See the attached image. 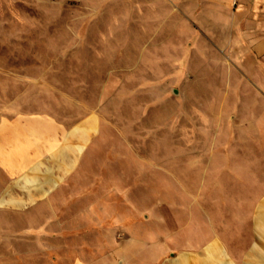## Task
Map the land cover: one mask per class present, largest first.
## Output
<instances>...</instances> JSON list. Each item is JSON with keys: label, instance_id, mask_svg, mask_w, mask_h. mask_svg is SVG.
<instances>
[{"label": "rangeland", "instance_id": "1", "mask_svg": "<svg viewBox=\"0 0 264 264\" xmlns=\"http://www.w3.org/2000/svg\"><path fill=\"white\" fill-rule=\"evenodd\" d=\"M247 1L264 9V0ZM229 3L221 8L230 13L243 2ZM211 4L0 0V113L91 115L96 156L85 168L97 181L105 170L96 191L110 201L96 210L105 230L86 221L74 228L81 210L71 208V189L67 207L17 210L14 223L0 224V264H39L29 254L44 248L47 264H160L199 243L188 233L231 231L221 224L263 211L264 128L255 124L264 107L252 92L240 99L231 80L253 58L254 33L243 31L247 21L241 31L232 21L211 31ZM93 179L80 176L84 186ZM30 212L51 224L27 222ZM45 228L49 238L39 240ZM62 229L64 240L55 236Z\"/></svg>", "mask_w": 264, "mask_h": 264}, {"label": "crops", "instance_id": "2", "mask_svg": "<svg viewBox=\"0 0 264 264\" xmlns=\"http://www.w3.org/2000/svg\"><path fill=\"white\" fill-rule=\"evenodd\" d=\"M201 1L212 2L211 6L214 3L215 11L210 15L214 21L210 22L215 30L210 29L211 31L226 32L231 21L232 31H236L235 28L241 31L242 23L248 22L243 31L254 33L255 41L248 46L253 58L249 56L241 60L239 75L233 74L231 80L239 87L236 95L240 99L245 97L246 92H252L255 105L264 107V9H257L255 4L254 7H244L248 1L242 0V5L229 13L221 7L229 5L231 0ZM238 1L233 2V5L237 6ZM249 16L257 19H250V22L247 20ZM199 17H203V14ZM239 17L242 18L238 20L241 24L235 26L236 18ZM208 22L209 20H202L201 25L210 26ZM256 123V128H264V109ZM94 124L91 115L72 120L60 119L46 112L0 113V224L14 223L17 210H44L61 200L64 202L63 207H67L69 199L66 194L71 189V208L81 210L74 213L77 219L71 223L77 226L74 228H79L86 221L87 224L99 225L105 230L108 220H105L104 215L98 217L102 220L100 223L99 220L95 221L96 210H104L110 202L103 193H97L101 187L104 188L105 170H100L102 173L98 175L97 181L96 172L85 168V163L96 156L93 152V133H90ZM83 174H87L90 179L94 178L88 181V186H84L85 183L80 180ZM262 208L264 214V201ZM29 214L26 217L29 223L51 224L48 216L42 214L36 217L31 212ZM5 217L8 218L6 221L3 220ZM56 222L62 226L69 225V222L61 221L59 217H56ZM116 223L122 225L123 222L119 219ZM221 225L236 227L231 231L217 228L214 233L190 232L187 234L188 239L199 243L179 250L178 255L160 264H264V218L261 220L254 214L248 218L231 217ZM46 232L47 228L39 233L38 239L48 240ZM65 235L67 236V232L64 229L55 234L57 239L62 240L66 239ZM80 235L81 232L73 233V240L80 241ZM91 240L100 241L101 236ZM29 255L43 258L39 264H47V248L31 250ZM72 255L78 256L79 252ZM93 256H97L95 250ZM72 264L82 263L74 259ZM91 264L100 262L93 260Z\"/></svg>", "mask_w": 264, "mask_h": 264}, {"label": "bare ground", "instance_id": "3", "mask_svg": "<svg viewBox=\"0 0 264 264\" xmlns=\"http://www.w3.org/2000/svg\"><path fill=\"white\" fill-rule=\"evenodd\" d=\"M82 148V147H81ZM257 217H260L261 220L264 218V214H263V211L259 210V212L257 213L256 215Z\"/></svg>", "mask_w": 264, "mask_h": 264}, {"label": "built area", "instance_id": "4", "mask_svg": "<svg viewBox=\"0 0 264 264\" xmlns=\"http://www.w3.org/2000/svg\"><path fill=\"white\" fill-rule=\"evenodd\" d=\"M237 0H233V2L235 3Z\"/></svg>", "mask_w": 264, "mask_h": 264}]
</instances>
